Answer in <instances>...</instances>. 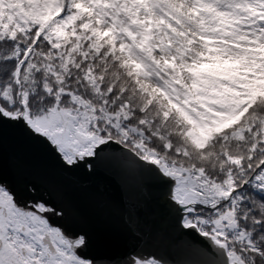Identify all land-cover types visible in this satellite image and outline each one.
I'll return each mask as SVG.
<instances>
[{
	"label": "snow or ice",
	"instance_id": "obj_1",
	"mask_svg": "<svg viewBox=\"0 0 264 264\" xmlns=\"http://www.w3.org/2000/svg\"><path fill=\"white\" fill-rule=\"evenodd\" d=\"M0 264H264V0H0Z\"/></svg>",
	"mask_w": 264,
	"mask_h": 264
},
{
	"label": "water",
	"instance_id": "obj_2",
	"mask_svg": "<svg viewBox=\"0 0 264 264\" xmlns=\"http://www.w3.org/2000/svg\"><path fill=\"white\" fill-rule=\"evenodd\" d=\"M36 163H37V167L38 168H41L42 167V162L41 161L38 160ZM37 178H39V176ZM81 180L83 182H85V183L87 182V178L86 177H81ZM111 187L114 188V185H112ZM77 188L79 189V185H77Z\"/></svg>",
	"mask_w": 264,
	"mask_h": 264
}]
</instances>
